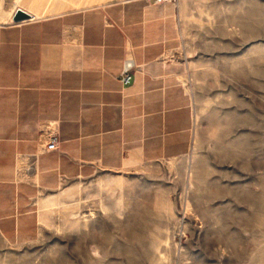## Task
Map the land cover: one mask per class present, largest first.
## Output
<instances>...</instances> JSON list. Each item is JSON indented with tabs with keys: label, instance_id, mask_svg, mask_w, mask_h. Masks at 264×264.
I'll return each instance as SVG.
<instances>
[{
	"label": "rangeland",
	"instance_id": "374dc122",
	"mask_svg": "<svg viewBox=\"0 0 264 264\" xmlns=\"http://www.w3.org/2000/svg\"><path fill=\"white\" fill-rule=\"evenodd\" d=\"M172 1L188 152L44 193L39 227L0 229V264H264V0Z\"/></svg>",
	"mask_w": 264,
	"mask_h": 264
},
{
	"label": "crops",
	"instance_id": "0c3cea01",
	"mask_svg": "<svg viewBox=\"0 0 264 264\" xmlns=\"http://www.w3.org/2000/svg\"><path fill=\"white\" fill-rule=\"evenodd\" d=\"M182 17L175 1L0 0V229L39 227L41 197L67 181L188 152Z\"/></svg>",
	"mask_w": 264,
	"mask_h": 264
},
{
	"label": "built area",
	"instance_id": "2783aa9c",
	"mask_svg": "<svg viewBox=\"0 0 264 264\" xmlns=\"http://www.w3.org/2000/svg\"><path fill=\"white\" fill-rule=\"evenodd\" d=\"M172 0H154L156 4H164L167 2H171ZM137 71V66L132 57L128 56L125 60L124 70L121 77V82L124 86H129L134 82L135 73ZM59 136L57 133H53L50 135V139L47 143H45L43 147V151L46 153L54 152L59 147Z\"/></svg>",
	"mask_w": 264,
	"mask_h": 264
},
{
	"label": "water",
	"instance_id": "95a60500",
	"mask_svg": "<svg viewBox=\"0 0 264 264\" xmlns=\"http://www.w3.org/2000/svg\"><path fill=\"white\" fill-rule=\"evenodd\" d=\"M31 18L32 17L30 15H28L27 13H25L23 11H18L14 17V22L15 23H21V22L29 21V20H31Z\"/></svg>",
	"mask_w": 264,
	"mask_h": 264
}]
</instances>
